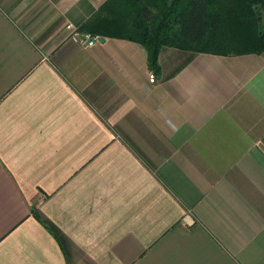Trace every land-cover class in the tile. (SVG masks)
<instances>
[{"label": "crops", "instance_id": "crops-1", "mask_svg": "<svg viewBox=\"0 0 264 264\" xmlns=\"http://www.w3.org/2000/svg\"><path fill=\"white\" fill-rule=\"evenodd\" d=\"M103 1L0 0V264H264V50L164 44L150 81L69 38Z\"/></svg>", "mask_w": 264, "mask_h": 264}, {"label": "trees", "instance_id": "trees-1", "mask_svg": "<svg viewBox=\"0 0 264 264\" xmlns=\"http://www.w3.org/2000/svg\"><path fill=\"white\" fill-rule=\"evenodd\" d=\"M263 11L264 0H104L83 27L102 33L106 26L136 40L156 73L164 44L221 54L264 50Z\"/></svg>", "mask_w": 264, "mask_h": 264}, {"label": "built area", "instance_id": "built-area-1", "mask_svg": "<svg viewBox=\"0 0 264 264\" xmlns=\"http://www.w3.org/2000/svg\"><path fill=\"white\" fill-rule=\"evenodd\" d=\"M64 26L69 29V38L80 44L92 45L99 40V34L93 33L88 30L77 29L70 22L65 23ZM147 75L150 81L154 79V73L151 69L148 70Z\"/></svg>", "mask_w": 264, "mask_h": 264}, {"label": "water", "instance_id": "water-1", "mask_svg": "<svg viewBox=\"0 0 264 264\" xmlns=\"http://www.w3.org/2000/svg\"><path fill=\"white\" fill-rule=\"evenodd\" d=\"M100 41L103 40V36L99 35V38H98Z\"/></svg>", "mask_w": 264, "mask_h": 264}, {"label": "rangeland", "instance_id": "rangeland-1", "mask_svg": "<svg viewBox=\"0 0 264 264\" xmlns=\"http://www.w3.org/2000/svg\"><path fill=\"white\" fill-rule=\"evenodd\" d=\"M263 13H264V12H263ZM263 16H264V15H263ZM262 21L264 22V17H263Z\"/></svg>", "mask_w": 264, "mask_h": 264}]
</instances>
